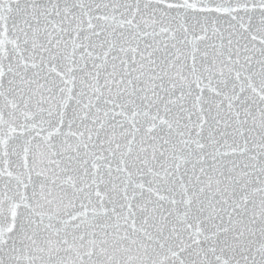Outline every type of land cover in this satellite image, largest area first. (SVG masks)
Segmentation results:
<instances>
[{"label":"snow or ice","instance_id":"1","mask_svg":"<svg viewBox=\"0 0 264 264\" xmlns=\"http://www.w3.org/2000/svg\"><path fill=\"white\" fill-rule=\"evenodd\" d=\"M0 264H264V0H0Z\"/></svg>","mask_w":264,"mask_h":264}]
</instances>
